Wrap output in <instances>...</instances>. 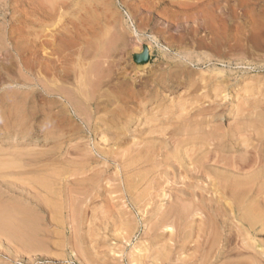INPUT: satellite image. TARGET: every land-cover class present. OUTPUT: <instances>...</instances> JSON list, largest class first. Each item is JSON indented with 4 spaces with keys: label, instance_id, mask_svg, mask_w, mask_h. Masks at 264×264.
I'll use <instances>...</instances> for the list:
<instances>
[{
    "label": "rangeland",
    "instance_id": "1",
    "mask_svg": "<svg viewBox=\"0 0 264 264\" xmlns=\"http://www.w3.org/2000/svg\"><path fill=\"white\" fill-rule=\"evenodd\" d=\"M46 1L0 0V207L35 235L0 264H198L233 223L194 165L264 148V0ZM260 231L208 264H264Z\"/></svg>",
    "mask_w": 264,
    "mask_h": 264
},
{
    "label": "bare ground",
    "instance_id": "2",
    "mask_svg": "<svg viewBox=\"0 0 264 264\" xmlns=\"http://www.w3.org/2000/svg\"><path fill=\"white\" fill-rule=\"evenodd\" d=\"M50 1V0H48ZM47 2V4H49V2ZM40 4V3H39ZM45 4V3H44ZM43 5V4H41ZM47 6V5H45ZM181 7V6H180ZM34 8V7H33ZM36 8V7H35ZM42 9V8H41ZM34 11V10H33ZM47 11V9H46ZM61 11V10H60ZM62 12V11H61ZM51 13V12H50ZM219 23V22H218ZM12 32L9 33V35ZM64 33V32H63ZM45 34V33H44ZM13 37V34H11ZM15 35V34H14ZM66 36V35H65ZM11 37V38H12ZM54 38V37H53ZM73 38V37H72ZM14 40V39H13ZM48 40V39H47ZM66 40V39H65ZM11 41V40H10ZM12 42V41H11ZM14 42V41H13ZM108 42V40L106 41ZM97 43V42H96ZM112 43V42H111ZM10 44V43H9ZM14 44H12L13 46ZM108 45V44H107ZM110 45V44H109ZM11 46V44H10ZM63 46V47H62ZM62 46H57L55 48H51L50 47V54L56 56L54 59H56V62L60 63L61 61L65 62V59L67 58V56L69 55V53L67 54L64 53L65 52V47L64 45ZM103 47V46H102ZM101 47V48H102ZM37 48V47H36ZM16 47L15 45L13 46V50H15ZM39 49V48H38ZM74 50V49H73ZM103 50V49H102ZM16 51V50H15ZM49 51V50H48ZM17 52V51H16ZM101 52V51H100ZM106 52V51H105ZM15 53V52H14ZM84 53V52H83ZM104 53V52H103ZM12 54V53H11ZM108 54V53H107ZM12 56V55H11ZM14 56V55H13ZM34 56V55H33ZM45 56V55H44ZM53 56V57H54ZM35 57V56H34ZM1 58V57H0ZM37 58V57H36ZM28 59V58H27ZM35 59V58H34ZM51 59V58H50ZM53 59V58H52ZM54 62V60H52ZM70 59V58H69ZM95 60V59H94ZM42 61V60H41ZM50 61V62H51ZM100 61V59H99ZM32 62V61H31ZM54 62V63H56ZM103 62V61H102ZM39 63V62H38ZM47 63V62H45ZM53 63V65H54ZM62 63V62H61ZM73 63V62H72ZM60 65V64H59ZM99 65V64H98ZM56 67V65H55ZM69 68V67H68ZM73 68V67H72ZM99 68V66H98ZM52 69V68H51ZM54 69V68H53ZM55 71V70H54ZM53 71V72H54ZM97 71V70H96ZM49 72V71H48ZM60 74L63 75H67V72L65 69H62L59 71ZM76 72V71H75ZM52 73V72H51ZM82 73V72H81ZM95 73V72H94ZM58 74V73H57ZM81 75V74H80ZM61 76V77H62ZM82 76V75H81ZM89 76V75H88ZM53 77V76H52ZM77 77V76H76ZM92 77V76H91ZM70 78V77H69ZM89 78V77H88ZM38 79V78H37ZM62 79V78H61ZM71 79V78H70ZM43 80V79H41ZM82 81V78L80 79ZM94 80V79H93ZM40 81V80H39ZM42 82V81H41ZM77 82V80H76ZM43 83V82H42ZM46 83V82H45ZM39 84V83H38ZM59 84V83H58ZM56 83V80H54L52 78V83H50V88L54 90V92H56L55 90H57L58 92H56L58 95H60L61 97H66L68 95H66L65 93H63L66 88H64L63 90L58 89L60 88V86ZM80 87L78 89H81L82 87L84 88V86H82V83H80ZM46 85V84H45ZM92 85V84H91ZM59 86V87H58ZM63 86V85H62ZM82 86V87H81ZM46 87V86H45ZM58 87V88H56ZM67 87V86H66ZM68 89V88H67ZM81 91V90H80ZM48 92V91H47ZM68 92V91H66ZM78 92V90H77ZM76 92V93H77ZM71 93V92H70ZM84 93V92H83ZM102 93V92H101ZM72 94V93H71ZM69 94V95H71ZM73 97V96H72ZM75 97V96H74ZM70 98L69 100H74L75 98ZM77 98V97H76ZM73 101V110L74 113L79 115H82L83 112L85 111L84 108L81 109V105H79L80 107H78V103H74ZM78 101V100H77ZM81 102V101H80ZM72 103V102H71ZM100 103V102H99ZM98 104V103H97ZM103 104V102H102ZM84 110V111H83ZM86 113V112H85ZM88 115V114H87ZM23 116V115H22ZM259 138V137H258ZM256 139V137H255ZM254 139V140H255ZM257 141H259V139H256ZM261 141V140H260ZM263 141V140H262ZM261 144V142H259ZM261 152H264V148L262 147H257L256 144H254L252 146L251 149H247L246 153H249V156H244L243 158L240 159H236V158H225L223 156L217 155L216 153L212 156V157H207L206 155H203L200 160H198L196 163V165H194L195 167L193 168V170L197 169L198 172H201L203 174L207 173V170L209 169V167H211V169H216V171H212L208 170L210 172V174L214 173L213 178H214V182H215V189L213 190L215 192V196L216 198L214 200L219 199V201H223V204H225V206H223V215L221 217V223L223 225H225V223L230 220L233 224H230L229 226L227 225V228H225L224 226H222V232L226 233L228 232V234H222L220 233V235H218V230H216L214 232V234L212 236H207V238L203 239V249L205 251V253H203L199 258V263L198 264H208V263H215L216 260L218 258H227L228 255H230L231 250L229 247V241L231 240V233L232 235H234L236 238L242 239L243 237L245 238L246 235L248 233H255L258 232V226L259 229L261 231H264V185L262 186L261 182L259 180H261V177H264V154L261 155ZM2 156V155H1ZM9 156V155H8ZM1 159V158H0ZM5 159V158H4ZM191 162H194V159H190ZM195 163V162H194ZM257 166H260L261 168L259 169L257 167V171L259 170V172L257 173L256 171H253V173L247 176L242 177L241 175V171L246 168H255ZM249 168V170H250ZM17 169V168H16ZM23 169V167H22ZM19 171V169H18ZM243 172V171H242ZM256 172V173H254ZM246 173V172H245ZM24 175V174H23ZM240 175V176H239ZM53 177V176H52ZM210 177V176H209ZM41 178V177H40ZM47 180V179H46ZM213 180V179H212ZM211 180V181H212ZM44 182V181H42ZM41 182V183H42ZM49 183L46 181V184ZM43 184V183H42ZM17 185V184H16ZM44 186V184H43ZM46 186H49L48 184ZM44 186V187H46ZM50 188V186H49ZM48 189V187L46 188ZM51 191V190H50ZM50 193V192H49ZM214 197V195H213ZM209 199V198H208ZM207 199V201H208ZM210 200H212L210 198ZM220 201V202H221ZM15 205V204H14ZM220 206V205H219ZM218 206V207H219ZM11 207H14L11 205ZM10 206H8L7 209L5 208V206L0 207V236H4L9 238H13V241L15 242L16 238H22L24 240V237H26L28 234V232H26L27 229L24 230V227H26V225H29L28 222L33 223L32 221H30L31 219L27 220V218H29V215L25 216L23 215V213H21L22 211H18L17 206L16 208H11ZM52 208V207H51ZM181 209V210H186L187 209V205L182 203V200L179 199L177 202V206L176 209ZM12 209V210H11ZM23 209V208H22ZM222 209V208H221ZM16 212H15V211ZM26 210V209H25ZM29 212V211H28ZM27 213V210L24 212V214ZM29 214V213H27ZM193 216V215H191ZM218 216V215H217ZM31 217V216H30ZM27 221V223H26ZM30 223V225H31ZM29 225V226H30ZM33 225V224H32ZM30 232L33 231V229H31V227H29ZM34 230H35V226H34ZM260 231V232H261ZM34 233V232H33ZM33 235L32 239L34 238V234H30ZM29 236V235H28ZM248 236V235H247ZM31 236H29L30 238ZM15 238V239H14ZM27 238V237H26ZM28 240V238H27ZM11 241V240H10ZM17 241V240H16ZM18 241H21L18 240ZM17 241V242H18ZM242 241V240H241ZM23 242V241H22ZM27 242V241H26ZM29 242H31L29 240ZM239 242V241H238ZM19 243V242H18ZM30 244V243H29ZM28 244V245H29ZM31 245V244H30ZM240 245V244H239ZM24 247V245H23ZM240 247V246H239ZM242 247V245H241ZM247 247H250L247 246ZM247 247H244L242 249H248ZM239 249V248H238ZM201 253V252H200ZM233 253V252H232ZM242 253V251L237 250L235 252V255L238 256ZM210 259H214V261H211ZM230 262V261H229ZM236 263V262H235ZM249 264H254V263H249Z\"/></svg>",
    "mask_w": 264,
    "mask_h": 264
}]
</instances>
